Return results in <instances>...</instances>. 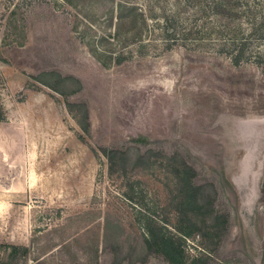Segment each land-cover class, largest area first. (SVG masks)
I'll use <instances>...</instances> for the list:
<instances>
[{
  "label": "rangeland",
  "instance_id": "rangeland-1",
  "mask_svg": "<svg viewBox=\"0 0 264 264\" xmlns=\"http://www.w3.org/2000/svg\"><path fill=\"white\" fill-rule=\"evenodd\" d=\"M0 115V264H264V0H0Z\"/></svg>",
  "mask_w": 264,
  "mask_h": 264
},
{
  "label": "trees",
  "instance_id": "trees-1",
  "mask_svg": "<svg viewBox=\"0 0 264 264\" xmlns=\"http://www.w3.org/2000/svg\"><path fill=\"white\" fill-rule=\"evenodd\" d=\"M201 1V0H199ZM128 9L137 10L135 6H127ZM3 117L0 115V120ZM142 140V139H141ZM126 152L121 150L109 149L105 151L109 163L111 164L110 169L117 165L118 160L126 159ZM141 158L142 155H139ZM187 171L189 166L185 164ZM186 190L183 193L181 205L184 206L185 215L188 216L189 212H202L205 214L207 207L212 204V200L208 199L206 195L202 193L201 187H196L188 178L184 183ZM189 219V218H188ZM191 221V220H189ZM146 245L150 250L161 252L167 260L172 264H184L183 263V249L179 247L176 242V238L168 230L163 231V228H159L153 224L147 225L146 231ZM17 247H15V250Z\"/></svg>",
  "mask_w": 264,
  "mask_h": 264
}]
</instances>
